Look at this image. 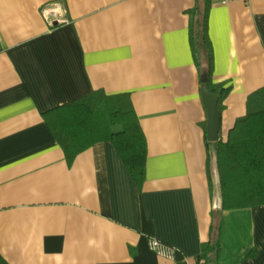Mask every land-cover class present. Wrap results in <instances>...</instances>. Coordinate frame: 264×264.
<instances>
[{
  "label": "crops",
  "instance_id": "0c3cea01",
  "mask_svg": "<svg viewBox=\"0 0 264 264\" xmlns=\"http://www.w3.org/2000/svg\"><path fill=\"white\" fill-rule=\"evenodd\" d=\"M53 2L67 23L45 20ZM196 3L0 0L4 264H196L212 240L217 264H264V206L219 212L217 145L190 42ZM211 3L214 82L232 86L227 140L264 87V0ZM94 91L130 94L148 144L143 185L112 141L69 164L49 129L43 114ZM149 238L176 247V259L152 252Z\"/></svg>",
  "mask_w": 264,
  "mask_h": 264
},
{
  "label": "trees",
  "instance_id": "16d2710c",
  "mask_svg": "<svg viewBox=\"0 0 264 264\" xmlns=\"http://www.w3.org/2000/svg\"><path fill=\"white\" fill-rule=\"evenodd\" d=\"M211 5V0H197L189 12L190 42L198 70L201 76L208 74L210 91L219 97L222 113L232 86L227 81L214 82V50L209 34ZM130 97L94 91L43 114L69 164L96 143L112 141L133 178L143 185L148 144ZM246 108V115L237 120L228 139L216 142L219 212L264 206V87L249 95ZM211 245H215L214 240L203 245L197 259L200 264L218 263L220 249L216 247V252H211ZM0 264L4 263L0 260Z\"/></svg>",
  "mask_w": 264,
  "mask_h": 264
},
{
  "label": "built area",
  "instance_id": "2783aa9c",
  "mask_svg": "<svg viewBox=\"0 0 264 264\" xmlns=\"http://www.w3.org/2000/svg\"><path fill=\"white\" fill-rule=\"evenodd\" d=\"M233 0H214L216 4L220 5H228ZM246 2H250L251 0H244ZM44 10V16L45 20L48 22V24L52 27L59 24H65L68 22L66 18V9L61 7V4L59 2H53L50 5L47 6ZM0 47H1V39H0ZM149 248L152 252L157 254L160 257L166 258L168 260H175L176 255L179 254V250L170 245L166 244L161 240H158L156 238H149ZM196 264H200L198 261Z\"/></svg>",
  "mask_w": 264,
  "mask_h": 264
},
{
  "label": "water",
  "instance_id": "95a60500",
  "mask_svg": "<svg viewBox=\"0 0 264 264\" xmlns=\"http://www.w3.org/2000/svg\"><path fill=\"white\" fill-rule=\"evenodd\" d=\"M202 87V97L205 103L208 114V126H207V136L211 143H215L221 140V121L222 114L219 109V97L210 91L209 87V76L207 73L201 76Z\"/></svg>",
  "mask_w": 264,
  "mask_h": 264
},
{
  "label": "rangeland",
  "instance_id": "374dc122",
  "mask_svg": "<svg viewBox=\"0 0 264 264\" xmlns=\"http://www.w3.org/2000/svg\"><path fill=\"white\" fill-rule=\"evenodd\" d=\"M216 152V151H215ZM216 154H217V152H216ZM217 159H216V157L214 158V161H212L213 162V175H214V178H215V181H218V184H217V186L218 187H216V188H218V191H220V185H219V176L217 175L218 174V166H217Z\"/></svg>",
  "mask_w": 264,
  "mask_h": 264
}]
</instances>
